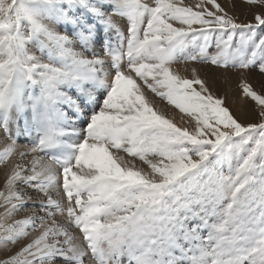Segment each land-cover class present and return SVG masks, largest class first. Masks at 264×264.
<instances>
[{"label": "snow or ice", "instance_id": "obj_1", "mask_svg": "<svg viewBox=\"0 0 264 264\" xmlns=\"http://www.w3.org/2000/svg\"><path fill=\"white\" fill-rule=\"evenodd\" d=\"M254 20L237 23L216 0H0V128L9 140L0 164L21 159L0 190V252L31 236L0 264H264V95L241 84L260 107V122L244 126L196 69L192 79L171 70L200 61L264 74V12ZM144 87L193 130L158 112ZM76 121L84 136L65 139ZM34 131L18 152V137ZM60 187L67 203L50 195ZM29 201L32 215L13 219Z\"/></svg>", "mask_w": 264, "mask_h": 264}, {"label": "rangeland", "instance_id": "obj_2", "mask_svg": "<svg viewBox=\"0 0 264 264\" xmlns=\"http://www.w3.org/2000/svg\"><path fill=\"white\" fill-rule=\"evenodd\" d=\"M148 2H151V0H148ZM199 3V0H182V4L184 6H195ZM216 3H218L223 9L224 12L228 14V16L232 17L237 23L241 24H255L254 15L259 14L261 12H264V7L261 6H254L249 5L245 3V0H216ZM205 7L212 9L211 5L206 4ZM194 10H196L194 8ZM118 22L121 23L122 26L127 25V21L117 18ZM174 26H179L174 24ZM257 35H264V26H260L256 29ZM238 38L234 39V43L237 42ZM34 50V49H33ZM96 53L98 55H103V53L100 51V49L97 47L95 49ZM209 54H215L216 48H215V41H211L210 47L208 48ZM37 55L39 53L37 52ZM105 59V70L107 71V65L110 64V58L104 57ZM126 59L124 63L126 64ZM196 69L197 75L200 79L205 81L206 87L209 89V91L217 98H220L223 100V106L226 107L231 115L242 125L247 126L249 124H256L260 122V107L256 104L255 101H253L250 97L246 96L243 93L241 84L247 83L252 87L254 91H256L260 95H264V74H261L257 69L253 68L251 70H239L234 68H222V67H216L210 63H203L200 61H177L171 65V70L178 74L179 76L187 79H192V70ZM111 80V77H110ZM109 80V82H110ZM138 83H142L138 81ZM197 89H199L198 85H194ZM143 91L148 98L149 101H151L152 106L158 111L162 112L167 118L171 119L178 127L181 128H187L189 131L193 130L194 128V121H191L190 118L186 117L184 114H182L178 109H176L174 106L167 104V102L160 97H157L154 93H152L149 89L146 87L143 88ZM68 112V115H72V111L70 109H65ZM17 115L15 112L12 113V117L10 120V129L15 135L16 133V120ZM69 127H75L76 133L71 134L69 133L68 136L65 137V139H70L72 141H77L81 139L84 136L83 132V121H76L74 124L69 125ZM37 140V136L35 131L33 132L31 137H28L27 135H21L18 137L17 141V151H24L27 152L28 147L34 143ZM9 143V140L7 139V135L3 131L2 128H0V151L3 150L4 147L7 146ZM33 155L41 156L44 155V153L37 152ZM120 155L124 156V159L126 161H132L133 158L127 156L124 153H120ZM32 159V155L27 156L23 163L26 165H30V161ZM15 163H21V159L18 155H13L9 158L8 161H6L3 164H0V190H4V184L7 180L8 175L10 174L11 168L13 164ZM135 164L137 167H142L144 169H147L146 165H143L141 161L138 159L135 160ZM226 171V166L225 169ZM58 173L60 174V177L57 181L58 184L62 185V170L59 168L57 169ZM24 191L29 196H37L38 193L34 192L32 188H25ZM59 195H57L56 191L50 192V195L54 199L57 200H63L65 203L66 197L63 196V189L62 187L59 188ZM36 210L39 212L38 208V201L36 202ZM32 209H33V202L29 201L25 204V210H22L18 212L13 219H23L29 215H32ZM0 211H3V209H0ZM43 214V213H39ZM56 219L64 223L66 217L57 216ZM11 222V221H9ZM69 227V230L71 233L76 236L78 239L76 240V243H83L82 234L79 232L78 229H75L72 226L66 225ZM32 235H35L33 233ZM31 236L25 238L21 242L17 243L14 246H11V251H5L0 252V259L5 258L9 255L15 254L24 244L30 242ZM57 264H61V262H57Z\"/></svg>", "mask_w": 264, "mask_h": 264}]
</instances>
